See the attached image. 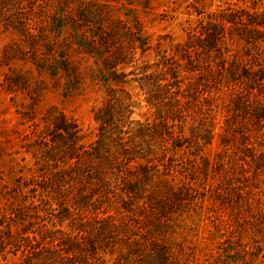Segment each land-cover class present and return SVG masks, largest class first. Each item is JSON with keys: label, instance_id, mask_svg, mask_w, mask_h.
<instances>
[{"label": "rangeland", "instance_id": "rangeland-1", "mask_svg": "<svg viewBox=\"0 0 264 264\" xmlns=\"http://www.w3.org/2000/svg\"><path fill=\"white\" fill-rule=\"evenodd\" d=\"M261 17L0 0V264H264V168L244 157L264 142L236 101L255 100L238 74L264 69Z\"/></svg>", "mask_w": 264, "mask_h": 264}, {"label": "trees", "instance_id": "trees-1", "mask_svg": "<svg viewBox=\"0 0 264 264\" xmlns=\"http://www.w3.org/2000/svg\"><path fill=\"white\" fill-rule=\"evenodd\" d=\"M252 23V26H258L260 29H264V18H260L259 20H255ZM218 33H215L214 37L210 39L211 36L208 37V39L211 41L212 46L209 48H214L215 44L217 42ZM246 69H244L242 74H238L240 76L243 83L245 82V89L244 87L242 90L246 92V94H251L255 97L254 102H242L244 99L243 97H237L236 101H238L237 111H239L244 117L250 121V124H252V127H254L255 134L259 139H261L262 143L264 142V69L263 68H254V66H246ZM233 70L231 69L229 73H232ZM228 73V75H229ZM240 73V72H239ZM235 81H239L238 78ZM237 86V85H236ZM105 123H108L107 120ZM233 126L232 124H228L227 128H231ZM232 129V128H231ZM230 131L229 129H227ZM234 132V130H232ZM226 142L224 141V146L226 145ZM264 144V143H263ZM247 145V144H246ZM257 146H264L261 143L254 144L253 150L256 149ZM248 151V150H246ZM248 153V152H247ZM244 157L250 158L252 165L254 168H256V171H260L264 168V150L262 152H257V155L255 153H252L250 155L244 154ZM245 160V159H244ZM246 161V160H245Z\"/></svg>", "mask_w": 264, "mask_h": 264}]
</instances>
